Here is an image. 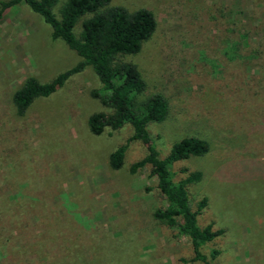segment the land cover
Segmentation results:
<instances>
[{"label":"rangeland","instance_id":"rangeland-1","mask_svg":"<svg viewBox=\"0 0 264 264\" xmlns=\"http://www.w3.org/2000/svg\"><path fill=\"white\" fill-rule=\"evenodd\" d=\"M2 1V0H0ZM146 8L157 26L135 55L146 81L142 99L168 101L161 122L147 125L159 158L174 143L197 137L203 155L171 165L187 186L197 225L220 234L199 248L210 264H264V0H111ZM80 18L75 25L81 30ZM81 57L24 2L0 21V264H203L192 261L189 237L153 217L167 205L146 165L140 140L113 169L109 155L127 143L132 126L95 135L88 118L111 113L93 91L90 66L48 97L16 114L12 95L24 80L48 82ZM181 168H187L181 172ZM217 254L211 258L210 253Z\"/></svg>","mask_w":264,"mask_h":264},{"label":"trees","instance_id":"trees-1","mask_svg":"<svg viewBox=\"0 0 264 264\" xmlns=\"http://www.w3.org/2000/svg\"><path fill=\"white\" fill-rule=\"evenodd\" d=\"M20 2H24L51 27L52 39H62L81 57V61L48 82L27 77L12 95L16 114L24 115L36 98L50 96L72 74L90 66L101 84L92 93L112 111L109 114L98 112L90 115L89 130L98 135L107 127L116 130L125 123H129L133 129L127 143L110 153V166L113 169L122 166L129 141L140 140L144 143L147 154L130 165V172L135 173L149 165L158 178V188L168 202L166 206L155 209L153 217L175 228L178 235L190 238L194 251L192 261L210 264L199 248L219 235L220 230H212L211 225L203 228L197 225V215L205 206L206 199H201L193 210L187 192V186L198 181L201 173L190 172L186 177L175 180L176 172L170 168L177 160L205 154L208 143L197 137H185L173 144L166 157L159 158L147 125L166 118L168 101L160 93H153L144 99L140 97L146 89V81L137 64L127 59L137 54L142 44L154 33L157 26L154 13L146 8L131 11L121 5H112L111 0H2L0 21L8 8ZM80 18L81 30L76 34L75 25ZM180 171L186 172L187 168ZM216 254V251H212L211 258Z\"/></svg>","mask_w":264,"mask_h":264}]
</instances>
